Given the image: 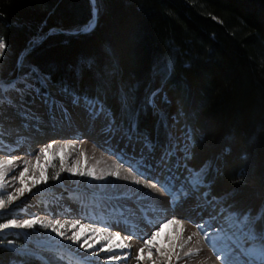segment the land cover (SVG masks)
<instances>
[{
  "label": "trees",
  "instance_id": "1",
  "mask_svg": "<svg viewBox=\"0 0 264 264\" xmlns=\"http://www.w3.org/2000/svg\"><path fill=\"white\" fill-rule=\"evenodd\" d=\"M93 11L0 0V77H47L161 149L188 135L187 165L208 166L210 196L264 242V0H95L89 27ZM13 261L0 246V264Z\"/></svg>",
  "mask_w": 264,
  "mask_h": 264
},
{
  "label": "bare ground",
  "instance_id": "2",
  "mask_svg": "<svg viewBox=\"0 0 264 264\" xmlns=\"http://www.w3.org/2000/svg\"><path fill=\"white\" fill-rule=\"evenodd\" d=\"M15 79L8 80L0 91V162L4 165L0 170L4 173L0 179V199L4 201L0 223L9 219L36 218L43 223L60 220V230L65 233L64 237L57 236L51 226L44 228L43 224L4 229V236H19L18 244L34 250L39 257L21 264H167V258L158 255L155 248L148 258L145 240L173 218L182 221L184 231L176 242L179 258L173 255L171 264L262 263L254 249L247 251V241L228 237V209L221 203L222 208L216 206L213 202L217 198H209L208 191L201 189L207 186L198 174L201 170L195 171L185 160L178 163L163 158L150 148L145 137L126 132L107 117L94 100L87 101L53 85L39 91L35 87L34 92L29 80ZM49 143L53 147L46 156L41 149ZM64 143L70 144L65 166L82 164L85 171L94 172V177L72 176L64 171L50 189V179L33 187V179L39 177L37 155L42 166L49 157H56L52 163L57 162ZM24 167L28 172L21 185L18 177ZM198 178L200 183L193 184ZM20 187L31 191L19 196L16 189ZM9 194L16 196L10 203ZM74 220L91 225L77 242L69 239L73 231H80V225L71 227ZM176 227L161 230L159 239ZM95 228L103 231L95 233ZM46 231L51 234L49 238ZM117 235L119 242L114 239ZM85 240L94 247L86 244L81 248ZM140 249L144 250L143 259H137ZM14 261L11 264H20Z\"/></svg>",
  "mask_w": 264,
  "mask_h": 264
},
{
  "label": "snow or ice",
  "instance_id": "3",
  "mask_svg": "<svg viewBox=\"0 0 264 264\" xmlns=\"http://www.w3.org/2000/svg\"><path fill=\"white\" fill-rule=\"evenodd\" d=\"M93 9H94V16L96 15V11H95V0H93ZM6 44L3 42H0V55H2L3 51L6 49ZM39 79L42 80H47V77L44 76H40ZM54 143V142H53ZM53 143H49L47 146L43 147L41 149V152L44 153L46 156L49 152L50 149H52L53 147ZM70 147L69 143H64L62 145V147L60 148L59 154H58V159L60 162V169L61 172L66 171L69 175L72 176H87V177H94V172L91 169H88L87 171H85L84 166L82 164H78L76 162H73L71 164V166L66 167V152L67 149ZM83 155V154H82ZM56 157H49L45 160L44 165L42 166L40 164V157L39 155H37L36 157V165L35 167L39 169V177L33 179L32 181V185L33 187L39 185L41 182H47L49 179L52 180H56L59 178L60 176V172H57L55 175L49 177L47 172H48V166L51 165L52 163V159H54ZM9 164L12 163V160L8 161ZM3 162H0V170L3 169ZM28 172V168L24 167L23 170H21L19 172V182L21 185L25 184V174ZM113 176H115V173H112ZM4 176V173L2 171H0V179H2ZM136 183H140V181H136ZM200 183L199 178L196 181H193V184H198ZM31 191V189L27 188V187H20L18 189H16V194L19 196H23L25 194V192ZM16 198V196L9 194L7 197L8 202H12L14 199ZM177 199H179V194L177 195ZM4 206V201L2 199H0V208H3ZM37 224H43L44 228H49L51 226V231L54 232L57 236L60 237H64L65 233L63 231L60 230V228L63 227V224H61L60 220H51L48 221L47 223H43L39 220H37L36 218H32V219H23V220H17V219H9L6 223H0V229H8L10 227L13 228H32L33 226L37 225ZM55 225H60V227H56ZM77 225H80V231L76 232L73 231L72 236L69 237V239H72L73 242H77L81 239V236L84 234L85 229L91 228V225H84L81 224L80 220H74L71 223V227L73 229H75L77 227ZM170 226H177L176 228L173 229V231L166 233L165 234V238L163 240H160V231L166 228H169ZM161 230L155 231L153 232L152 236L150 239L145 240V244H147L149 246V256L148 258H151V249L155 248L157 251V254L160 256H164L167 258V264H171L172 261V257L173 255H177V259L178 254L176 253V249H177V240L179 239L180 235L182 234V232L184 231L183 225H182V221L179 219H168L166 221V223H164L161 227ZM93 231L95 233H100L103 231L102 228H95L93 229ZM114 239L119 242L120 241V237L117 235L116 237H114ZM207 239V238H206ZM99 241H97L98 243ZM109 243H111V241H109ZM87 244L88 248H92L94 247V244H88L87 240L84 241V243L80 244L81 248H85V245ZM119 247H123V245H119ZM87 250V248L85 249ZM106 250H110V249H106ZM143 249H140V254H138L137 259H143L144 257L142 256L143 253ZM260 256L262 259V262H264V249H261L260 252ZM153 264H158V262H153Z\"/></svg>",
  "mask_w": 264,
  "mask_h": 264
},
{
  "label": "rangeland",
  "instance_id": "4",
  "mask_svg": "<svg viewBox=\"0 0 264 264\" xmlns=\"http://www.w3.org/2000/svg\"><path fill=\"white\" fill-rule=\"evenodd\" d=\"M92 25L93 24H90L89 27H92ZM12 77L17 78L18 80H24V81L29 80V82L33 85V88H34L33 91L34 92H36V89L39 91V90H41L43 88H47L48 86H52V85H50L51 83L49 84V82L47 80L45 81V80L40 79L39 82H38L37 81V74L34 73V72H33V74L31 73V74L25 75V74H21V72H19V70H18V71H16L14 73V75L9 76L8 78L2 79L0 77V91H1L2 86L5 85V83L9 79H11ZM17 79H15V81ZM6 86H4V88H3L4 90H5ZM35 87H36V89H35ZM57 87L58 88L59 87L62 88V90L65 89V88H63L61 86H57ZM54 92H56V91L54 90ZM56 93H58L59 96L61 94L64 95V93L61 90L57 91ZM69 93H71V92H69ZM67 98H70V97H67ZM164 99H165V97H164V94H163L162 90H158V91H155V92H153V93H151L149 95L147 102H148V104L151 107H153V109L155 111L159 112L160 109H161V103L164 101ZM81 100H83V99H81ZM104 112H105L106 116L107 115L110 116L108 114V112H106L105 110H104ZM106 121L108 123H110L108 119ZM171 122L172 121H170V123ZM119 125L121 127H123V129H126V127L123 126L122 124H119ZM128 133H131L134 136H141V137L145 136L143 134H139V133L135 132L133 130V128L129 129ZM147 139L148 138L146 137L145 140L150 145V148H152L153 150L159 152V154H161L160 156H162L163 158H167L168 160L169 159H173L174 161H177L179 163L181 161L184 162L185 158H187L189 156V137H188V135H180L179 137H175L172 134H170L168 136V138H167L166 145L162 147L164 149L159 148L161 146H159L156 143H154L153 141H150L149 139L148 140ZM51 164L52 165H50V172L47 173L49 177L55 175L57 172L61 173L59 160L57 162L55 161V162H53ZM181 166H182V164H181ZM183 167L187 168V166L185 164H184ZM207 171H208V166H205L204 168H202L201 171H199V173H198V174H200V178H202V177L204 178V176L207 173ZM50 181L51 182L48 183V185H47V189H50L53 186V184H54V182L56 180L50 179ZM206 188L205 187H201V189L203 191H206V190L208 191V187L207 186H206ZM207 193H209V191ZM213 203L220 208L221 207L220 203H222V201L220 199H216ZM226 213H227V217L229 219L228 220V224L230 225V228H231V231H229L228 237L231 240H234L235 238H240L241 242L247 241L249 243L247 251H251V250L254 249L256 251L255 252V257H258V255H260L261 249H264V242L261 241V239L259 240L258 238H255V236L253 235V232H251L250 230H249L250 232L247 231L249 225L252 222V220L249 219V218H246V219L245 218H239L238 216H236L234 214H231L229 211L226 212ZM32 232L37 234V229L36 230L35 229L32 230ZM47 233H48V231H46V237L49 238V235H51V234L48 233V236H47ZM227 233H228V231H227ZM18 240H19V236H17V235L13 236L12 238H7L6 236H4V229H0V246L2 248H4L5 250H7L10 256L14 257V260H15L14 262H17V263L21 264L24 261L31 262V261L37 260V258L39 259V257L36 256V254L34 253L35 252L34 250L31 251L28 248L25 249V247H21L22 244H18L19 243V242H17ZM28 252L29 253L31 252L32 254H28ZM23 254L28 255L27 256L28 258L27 257L26 258L23 257ZM261 262H262V259H261ZM8 264H11V263L9 262ZM261 264H264V262H262Z\"/></svg>",
  "mask_w": 264,
  "mask_h": 264
},
{
  "label": "water",
  "instance_id": "5",
  "mask_svg": "<svg viewBox=\"0 0 264 264\" xmlns=\"http://www.w3.org/2000/svg\"><path fill=\"white\" fill-rule=\"evenodd\" d=\"M93 14H94V11H93ZM94 18H95V16H93V20L91 21V23H93V21H94ZM91 23H90V24H91Z\"/></svg>",
  "mask_w": 264,
  "mask_h": 264
}]
</instances>
